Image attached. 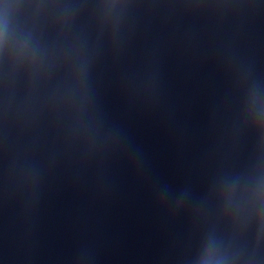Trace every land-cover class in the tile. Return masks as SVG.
<instances>
[{
	"label": "water",
	"instance_id": "water-1",
	"mask_svg": "<svg viewBox=\"0 0 264 264\" xmlns=\"http://www.w3.org/2000/svg\"><path fill=\"white\" fill-rule=\"evenodd\" d=\"M248 1L0 0V264H83Z\"/></svg>",
	"mask_w": 264,
	"mask_h": 264
}]
</instances>
